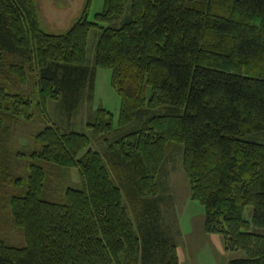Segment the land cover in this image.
<instances>
[{
	"label": "trees",
	"instance_id": "16d2710c",
	"mask_svg": "<svg viewBox=\"0 0 264 264\" xmlns=\"http://www.w3.org/2000/svg\"><path fill=\"white\" fill-rule=\"evenodd\" d=\"M89 7L55 32L35 0H0V264H180L159 197L178 153L204 231L245 253L228 264H264V233L251 230L264 228V142L248 139L264 134V0H130L128 12L103 0L94 20ZM96 67L111 71L117 122L102 106L91 134L49 122L47 101L70 118ZM28 71L29 96L17 84ZM32 115L44 124L13 149L15 124ZM70 168L80 185L52 194Z\"/></svg>",
	"mask_w": 264,
	"mask_h": 264
},
{
	"label": "rangeland",
	"instance_id": "374dc122",
	"mask_svg": "<svg viewBox=\"0 0 264 264\" xmlns=\"http://www.w3.org/2000/svg\"><path fill=\"white\" fill-rule=\"evenodd\" d=\"M85 0H35L37 10L43 28L47 31H63L69 27L72 21L79 15ZM130 0H126V12L129 10ZM103 0H90L89 20H94V14L103 8ZM119 23V20L116 24ZM104 24V23H103ZM98 28H91L87 41V63L94 58L96 41L98 39ZM26 69V68H25ZM92 90H84L78 106L70 118L63 113L62 102L58 99L47 101V118L49 122L68 127L75 131L91 134L86 125L87 118L99 106L104 107L113 114L116 123L120 110V96L111 85V71L109 68L96 67ZM35 72L26 73V81L18 84V89L24 93L33 95ZM29 118L21 117L14 126V135L11 143L13 149L28 144L31 147L34 132L44 124L39 116L32 115ZM41 125V126H40ZM255 134L248 139L264 142V134ZM93 148L101 151L100 143L94 138ZM159 197L160 202V226L167 228L166 233L176 241L180 264H228V260L235 257L245 256L242 250H226L223 237L220 234L208 233L203 229L204 209L198 200L191 198L187 176L183 170L181 154L175 159L168 161L160 176ZM80 185V178L76 168L63 170V179L55 183L52 194L62 193L68 186ZM252 206L247 205L244 209L245 219L251 221ZM5 229L6 237L12 242L19 243L21 234L14 228L9 220ZM251 230L264 233V228H256L251 224ZM168 233V234H169ZM139 264H143L140 260ZM151 264H157L156 260Z\"/></svg>",
	"mask_w": 264,
	"mask_h": 264
}]
</instances>
